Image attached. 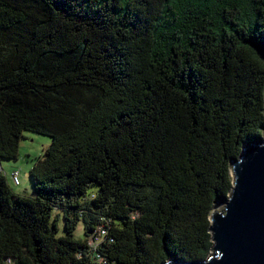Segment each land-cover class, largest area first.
I'll return each instance as SVG.
<instances>
[{"label": "trees", "instance_id": "1", "mask_svg": "<svg viewBox=\"0 0 264 264\" xmlns=\"http://www.w3.org/2000/svg\"><path fill=\"white\" fill-rule=\"evenodd\" d=\"M24 131L51 143L33 196L0 171V264L205 259L264 136V0H0V162Z\"/></svg>", "mask_w": 264, "mask_h": 264}, {"label": "water", "instance_id": "2", "mask_svg": "<svg viewBox=\"0 0 264 264\" xmlns=\"http://www.w3.org/2000/svg\"><path fill=\"white\" fill-rule=\"evenodd\" d=\"M232 185L209 217L212 248L202 260L160 264H264V136L230 159Z\"/></svg>", "mask_w": 264, "mask_h": 264}, {"label": "rangeland", "instance_id": "3", "mask_svg": "<svg viewBox=\"0 0 264 264\" xmlns=\"http://www.w3.org/2000/svg\"><path fill=\"white\" fill-rule=\"evenodd\" d=\"M51 138L46 135L24 131L19 143V155L16 160H1L0 171L6 177L8 185L14 193L19 195L33 196L34 191L29 177V170L37 158L43 155L44 150L50 145ZM17 171L18 184H14L11 178L12 172ZM222 209V205H217ZM58 212L55 211L54 215ZM57 235H63V217L59 212V218L56 221ZM76 238H84L83 223L80 221L75 230Z\"/></svg>", "mask_w": 264, "mask_h": 264}, {"label": "built area", "instance_id": "4", "mask_svg": "<svg viewBox=\"0 0 264 264\" xmlns=\"http://www.w3.org/2000/svg\"><path fill=\"white\" fill-rule=\"evenodd\" d=\"M18 174L19 173L17 171L12 172V174H11V178H12V181H13L14 184H18L19 183ZM93 244H95V243H93Z\"/></svg>", "mask_w": 264, "mask_h": 264}]
</instances>
